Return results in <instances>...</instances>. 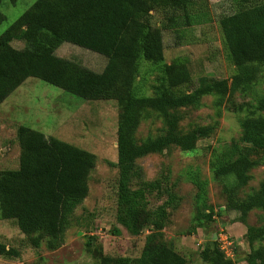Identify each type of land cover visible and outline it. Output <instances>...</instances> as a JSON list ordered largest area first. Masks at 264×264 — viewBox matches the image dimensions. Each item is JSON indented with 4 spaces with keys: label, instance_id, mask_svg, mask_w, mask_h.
<instances>
[{
    "label": "trees",
    "instance_id": "trees-1",
    "mask_svg": "<svg viewBox=\"0 0 264 264\" xmlns=\"http://www.w3.org/2000/svg\"><path fill=\"white\" fill-rule=\"evenodd\" d=\"M229 1L232 11L221 14L218 21L227 58L234 65L230 79L201 75L195 80L186 56L166 61L164 29L181 40L183 27L202 23L206 15L202 0H36L0 35V105L33 77L84 100H115L120 107L116 221L131 235L148 232L138 257L112 256L89 241L87 250L97 264H187L164 232L169 208L180 201L174 190L177 181L169 183L168 175L146 179L139 159L173 147L194 151L200 139L211 137L218 119L188 128L181 124L182 110L201 108L206 96L214 98L217 118L237 92L252 96L241 103L231 99L238 112L244 111L241 131L225 145L208 147L209 166L212 180L222 182L225 210L237 211L239 222L246 223L254 210L264 212V179L244 192L252 170L264 165V90L256 87L264 84V0ZM152 11L164 13L163 27L152 23ZM4 19L0 10V23ZM14 39L23 41L24 47L12 45ZM64 42L106 56L105 67L95 71L58 56ZM151 114L164 126L140 139L141 121ZM17 139L19 167L0 170V217L12 220L32 246L38 248L45 241L55 250L65 239L75 209L88 195L96 154L26 125L18 126ZM187 178L197 189L192 234L214 222L216 213L210 202V180L201 169L188 168ZM151 195L162 202L152 205ZM113 233L122 231L115 227ZM245 239L249 251L242 255L236 251L235 258L226 256L218 239H208L201 258L208 264L241 260L264 264V225H248ZM0 256L14 258L20 252L0 242ZM39 259L33 264H42Z\"/></svg>",
    "mask_w": 264,
    "mask_h": 264
},
{
    "label": "rangeland",
    "instance_id": "rangeland-1",
    "mask_svg": "<svg viewBox=\"0 0 264 264\" xmlns=\"http://www.w3.org/2000/svg\"><path fill=\"white\" fill-rule=\"evenodd\" d=\"M36 0H3L0 5L5 19L0 23V35L5 32ZM206 13L202 23L185 26V36L179 40L168 29L163 31L164 53L167 62L179 56H186L189 70L196 80L201 75L217 78H231L234 65L228 60L222 44V34L218 19L220 15L231 12L229 0H202ZM197 15V13H194ZM165 15L152 11V23L163 27ZM12 45L23 48L24 42L18 39ZM60 57L75 60L95 71H101L107 63V57L87 48L64 42L56 51ZM264 74V72L262 73ZM263 79V78H262ZM152 81V77L149 78ZM196 84V82L194 83ZM259 92L264 84L256 86ZM255 87V88H256ZM149 91V90H148ZM237 92L223 104L221 116L216 117L212 96L203 98L204 105L199 109L182 110L183 127L206 124L219 120V127L209 138L198 141L194 151L178 148L167 149L162 153L147 155L139 159L145 178L154 180L164 175L169 176V183L177 181L174 190L180 196L178 205L169 208L170 222L164 229L165 238L172 242L176 250L184 255L187 264H208L200 255L206 240L220 238V233H227L233 240L224 248L226 256L237 257L249 251L245 239L248 225H264V212L252 211L247 222L238 221L237 211L225 210V198L222 182L211 178L209 161L211 150L208 147L221 146L239 137L241 127L239 119L244 111L238 112L231 99L236 103L252 100V96L243 97ZM216 110V109H215ZM120 107L115 100H84L63 89L38 78H28L0 105V170L19 167L21 147L17 139V128L26 125L65 140L78 147L96 154V164L88 179L89 192L83 202L75 209L70 227L63 243L55 250L42 241L40 247L32 246L23 232L12 220L0 217V242L13 246L20 252L19 257L0 256V264H33L42 258V264H97V260L87 250L101 248L112 256L138 257L144 246L147 230L140 235H131L116 221L117 211V123ZM163 122L155 114L143 117L138 128V138L161 132ZM188 168L201 169L202 174L210 180L209 196L214 205L215 218L207 227L198 228L190 233L196 224L195 195L196 187L187 178ZM253 178L244 192L259 186L264 179V165L252 170ZM152 205L162 202L151 195ZM221 211L220 214H218ZM119 227L121 234L113 233ZM217 228L218 235L216 233ZM223 231V232H222ZM90 237H94L91 240ZM91 241V244L88 242ZM264 244V241L261 242ZM240 255V256H241ZM237 264H248L239 261Z\"/></svg>",
    "mask_w": 264,
    "mask_h": 264
},
{
    "label": "built area",
    "instance_id": "built-area-1",
    "mask_svg": "<svg viewBox=\"0 0 264 264\" xmlns=\"http://www.w3.org/2000/svg\"><path fill=\"white\" fill-rule=\"evenodd\" d=\"M217 235H218V233H217ZM232 242H233V240L230 238L229 235H227V233H224V234L220 233L219 243H220L221 249L224 250V248L226 246H230L232 244Z\"/></svg>",
    "mask_w": 264,
    "mask_h": 264
}]
</instances>
